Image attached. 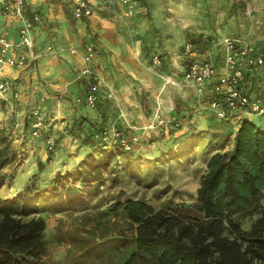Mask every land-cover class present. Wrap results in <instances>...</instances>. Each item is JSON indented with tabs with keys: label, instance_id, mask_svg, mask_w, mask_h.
<instances>
[{
	"label": "crops",
	"instance_id": "1",
	"mask_svg": "<svg viewBox=\"0 0 264 264\" xmlns=\"http://www.w3.org/2000/svg\"><path fill=\"white\" fill-rule=\"evenodd\" d=\"M90 1L93 14L79 17L71 0H26L28 13H41L34 47L28 49L40 57L29 58L24 66L0 63V76L14 82L6 94L42 107L46 127L32 145L39 163L46 164L49 157L46 138L50 135L64 148L84 145L72 133L73 126L88 130L85 135L92 137L97 130L114 127L131 135L146 131L145 119L150 118L146 108L152 99L154 112L163 118L174 114L176 100L181 99L186 109L205 98L210 102L216 79L229 71L225 63L229 37H242L264 54V0H181V6L180 0H134L133 13L122 0ZM21 24L17 15L0 14V34L13 42L20 40ZM159 25L164 29L156 31ZM187 29L204 33L212 41L203 48L202 43H193V53L181 52ZM90 42L97 54L89 63L100 74L96 105L86 101L90 77L81 73ZM50 46L51 53H45ZM24 49L16 48V54ZM157 54L163 55L160 64L153 60ZM187 59L215 62L217 74L204 92L186 78ZM242 85L250 94L264 98V65L249 73ZM23 106L29 108L28 102ZM259 114L245 111L234 116L236 129L244 118L256 120Z\"/></svg>",
	"mask_w": 264,
	"mask_h": 264
},
{
	"label": "rangeland",
	"instance_id": "2",
	"mask_svg": "<svg viewBox=\"0 0 264 264\" xmlns=\"http://www.w3.org/2000/svg\"><path fill=\"white\" fill-rule=\"evenodd\" d=\"M161 29L163 25L156 31ZM192 31L186 30L181 52L191 37L206 39L204 33ZM52 50L47 47L45 53ZM39 57L36 52L33 58ZM32 101L20 102L0 91V152L7 159L0 169V197L29 188L27 201L34 211L24 217L43 215L47 220L46 247L34 264H123L135 247V225L123 210L117 214L110 210L111 204L128 197L158 208L194 202L210 156L234 143L236 118H218L208 98L193 102L189 109L176 100L174 114L165 118L154 112L152 99L146 108L150 117L145 119L146 131L136 133L139 149L121 154L110 145L97 146L96 137L85 135L88 130L73 126L72 133L84 145L64 148L56 137V150L46 144L51 158L42 169L32 146L37 140L32 133L33 110L39 103ZM259 115L256 120L264 123V114ZM256 217L241 218L243 227L249 228Z\"/></svg>",
	"mask_w": 264,
	"mask_h": 264
},
{
	"label": "trees",
	"instance_id": "3",
	"mask_svg": "<svg viewBox=\"0 0 264 264\" xmlns=\"http://www.w3.org/2000/svg\"><path fill=\"white\" fill-rule=\"evenodd\" d=\"M200 37L189 41L200 42ZM210 41L206 36L202 48ZM101 131L92 138L105 148L109 144L97 136ZM139 141L132 149L122 144L110 148L130 154L140 148ZM6 163L0 152V169ZM45 166L40 162L42 169ZM28 194L25 188L0 197V264H34L43 257L47 220L43 215L24 217L34 211ZM110 210H123L135 225V247L123 264H264V123L244 118L233 146L210 156L194 202L158 208L128 197L111 204ZM254 214L252 225L243 227L241 218Z\"/></svg>",
	"mask_w": 264,
	"mask_h": 264
},
{
	"label": "built area",
	"instance_id": "4",
	"mask_svg": "<svg viewBox=\"0 0 264 264\" xmlns=\"http://www.w3.org/2000/svg\"><path fill=\"white\" fill-rule=\"evenodd\" d=\"M74 12L77 16H90L93 14V5L90 0H71ZM129 6V12L135 10L134 0H122ZM26 0H0V14H13L21 18L20 40L11 41L5 34H0V63H8L13 66H24L28 64L29 58L35 57L34 51L29 54L28 49H32L35 44L34 30L37 22L41 20V13L34 11L28 13L25 9ZM25 48L16 54V48ZM52 49V46L49 47ZM227 51L225 53V63L229 71L221 74L214 83L215 96L211 98V105L219 118H229L239 115L245 111H254L264 114L263 96L252 95L247 92L241 83L245 79L246 73L255 72L258 67L264 65V54L257 52L255 45L247 43L242 37H229L226 40ZM194 51V45L188 41L185 44V52L190 54ZM97 54L94 43L90 42L85 47L86 64L81 69L83 76L90 77L87 101L91 105H96L98 101V90L100 74L92 68L89 63ZM32 56V57H31ZM153 60L160 64V55H154ZM217 74L216 64L211 59H193L189 63L185 75L189 80H193L200 92L207 88L208 81ZM14 87V82L10 78L0 76V91L7 93ZM46 127V118L41 109L37 106L33 110L32 133L35 137L42 135ZM105 144H122L127 149H132L139 136L131 134L126 136L125 132L119 128H105L97 133ZM48 147L56 150V138L53 135L47 138Z\"/></svg>",
	"mask_w": 264,
	"mask_h": 264
}]
</instances>
